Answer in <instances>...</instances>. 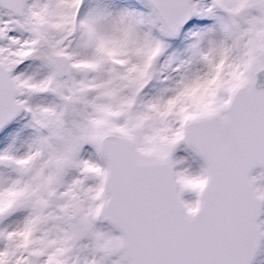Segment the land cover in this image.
<instances>
[{
	"label": "snow or ice",
	"instance_id": "obj_1",
	"mask_svg": "<svg viewBox=\"0 0 264 264\" xmlns=\"http://www.w3.org/2000/svg\"><path fill=\"white\" fill-rule=\"evenodd\" d=\"M262 74L264 0H0V264H252Z\"/></svg>",
	"mask_w": 264,
	"mask_h": 264
},
{
	"label": "rangeland",
	"instance_id": "obj_2",
	"mask_svg": "<svg viewBox=\"0 0 264 264\" xmlns=\"http://www.w3.org/2000/svg\"><path fill=\"white\" fill-rule=\"evenodd\" d=\"M259 171H256L253 175L257 174ZM261 219H264V216H262ZM105 227H110L108 225H105ZM253 264H264V241H262L261 243V247H260V251L255 259V261L253 262Z\"/></svg>",
	"mask_w": 264,
	"mask_h": 264
},
{
	"label": "water",
	"instance_id": "obj_3",
	"mask_svg": "<svg viewBox=\"0 0 264 264\" xmlns=\"http://www.w3.org/2000/svg\"><path fill=\"white\" fill-rule=\"evenodd\" d=\"M258 83H260V84H264V74H262V75H260V76L258 77ZM256 170H260V169H256ZM254 171H255V170H254ZM260 246H261V245H260ZM259 250H260V248H259ZM259 250H258V252H257L256 256L258 255V253H259ZM256 256L254 257V259H253L252 263L254 262V260H255Z\"/></svg>",
	"mask_w": 264,
	"mask_h": 264
}]
</instances>
